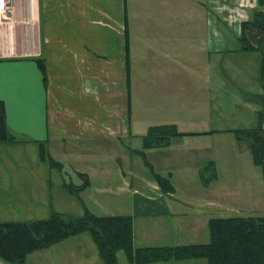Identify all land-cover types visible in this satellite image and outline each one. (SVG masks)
Returning a JSON list of instances; mask_svg holds the SVG:
<instances>
[{
	"label": "rangeland",
	"instance_id": "rangeland-1",
	"mask_svg": "<svg viewBox=\"0 0 264 264\" xmlns=\"http://www.w3.org/2000/svg\"><path fill=\"white\" fill-rule=\"evenodd\" d=\"M8 4L11 7L9 17L0 23L9 20L15 6L18 7L15 15L20 14L21 24L15 22L14 27L19 29L18 39L27 40L26 31L24 33L27 13L21 14L27 12L26 0H8ZM19 5L23 6L20 8ZM130 5L134 58L131 115L133 134L136 136L133 135L130 144L133 156L128 153V157L123 159V168L128 173L140 164L148 179L158 184L155 172L144 163L147 152L142 147L144 136L152 127L172 125L178 132L186 134L207 133V137H198L218 143L213 145L218 149L216 178L212 170L205 174L212 176L204 180L201 177L173 179L178 195L174 201L169 199L172 205H169L168 211L150 203L146 209L136 205L138 208L135 210L133 200L136 195L129 194V189H138L144 195L158 193L153 187L145 183L142 185L139 179L128 178L127 182L132 187L123 188L126 182L116 173L109 179L114 188L105 192L96 189L102 180L95 179L93 188L82 193L81 202L63 182L67 180L75 186L82 184L72 168V165L78 166L76 160L79 156L67 155L61 161L60 156L64 155L56 149L53 155L64 165V169L59 170L51 167L48 160H42L38 143L34 151L0 149L4 158H23L22 163L0 158V222L45 219L52 210L83 215L86 206L99 216L132 215L134 246L141 248L208 243L210 232L207 221L211 216H264V176L262 168L255 164L244 134L246 129L256 125L257 112L261 109L258 96L264 93L261 79L263 52L244 50L240 41L242 21L252 18L255 11L264 12V4L260 0H131ZM3 37V42H7V36ZM239 142L245 143L242 152L239 151L242 147ZM6 146L14 144H0V148ZM109 152L104 149L102 159ZM135 153L140 156L138 160L134 157ZM33 155L38 157L37 162L32 161ZM104 161H107L110 174L112 170L117 172L121 166L119 161L113 164L109 162L111 159ZM83 164L89 167L86 163L80 166L83 167ZM36 171H44L42 188L32 175ZM51 181L53 184L50 186ZM183 197L195 201L207 198L215 201L213 205L218 207H203L200 211V208L195 209L182 201ZM218 203L224 205L219 208ZM144 212L148 213L142 214ZM62 241L33 252L53 249ZM92 242L96 245L94 239ZM72 248L74 255L70 259L73 262L64 263L65 257L60 256L59 251L52 252L58 257L57 262L61 261L58 264H106L98 248L99 260L85 246L77 250ZM47 256L51 258L52 254L38 253L33 263L42 264ZM25 260L9 263L30 264ZM116 262L173 264V261L132 263L124 249L116 252Z\"/></svg>",
	"mask_w": 264,
	"mask_h": 264
},
{
	"label": "crops",
	"instance_id": "crops-1",
	"mask_svg": "<svg viewBox=\"0 0 264 264\" xmlns=\"http://www.w3.org/2000/svg\"><path fill=\"white\" fill-rule=\"evenodd\" d=\"M130 2L131 0H26L27 12L21 14L27 13L28 22L24 29L27 40L25 38L22 41L18 39L19 29L14 27L15 22L21 24L20 14L15 15L18 9L15 6L9 20L0 23V99L6 104L8 129L21 141L0 149L34 151L36 143L44 142L53 158H56L53 155L56 149L64 155L60 156L61 161L67 155L79 156L76 160L78 166L72 165V168L76 173L86 174L90 180V185L81 192V196L93 188L95 179L102 180L101 185L96 187L99 191L114 188L109 179L117 173L126 182L123 188L132 187L127 182L131 178L139 179L142 185L145 183L153 187L154 192H158L157 195H144L138 189H129V194L136 195L133 200L135 210L138 208L136 205H142L146 209L150 203L168 211L171 204L169 199L174 201L178 195L173 179L184 177L191 180L201 177L204 180L212 176L210 173L205 175L213 172L212 170L216 178L218 149L213 145L218 143L201 138L207 137V133H191L174 136L167 144L145 148L151 169L170 178L175 188L172 192H164L158 184L150 181L140 164L128 173L123 168V159L128 157V153L133 156L130 144L134 135L131 115L134 58ZM22 6L19 5L20 8ZM3 36H7V42H3ZM39 59L44 61L45 71L39 67ZM239 143H242L239 148L242 152L245 143ZM116 147L119 148L115 150ZM104 149L111 151L104 155L105 159H111L109 162L112 164L120 162L117 172L112 170V174L109 173L107 161L101 156ZM135 154L134 157L138 160L140 156ZM0 158L12 159L16 163H22L23 159L20 156L4 158L1 155ZM37 160L38 157L35 156L32 161ZM82 163L89 167L84 164L83 167L80 166ZM32 175L42 188L45 182L44 171H36ZM76 176L77 179L80 178ZM52 184L51 181L50 186ZM182 201L195 209L200 208V211L203 207H218L213 205L215 201L203 197L200 201L183 197ZM218 205L221 208L224 204ZM213 217L226 216H211L208 221ZM92 241L91 233L86 231L67 238L53 249L29 253L25 262L34 264L33 260L38 253H50L51 258L45 257L42 264L61 263L60 260L57 262L58 257L52 253L54 251H59L60 256L65 257L64 263L71 262L70 258L74 255L72 247L77 250L81 246H85L99 260V249ZM169 261H173V264H209L205 258L167 260Z\"/></svg>",
	"mask_w": 264,
	"mask_h": 264
},
{
	"label": "trees",
	"instance_id": "trees-1",
	"mask_svg": "<svg viewBox=\"0 0 264 264\" xmlns=\"http://www.w3.org/2000/svg\"><path fill=\"white\" fill-rule=\"evenodd\" d=\"M260 3L264 4V1L260 0ZM240 41L244 50H262L261 79L264 87V12L255 11L252 18L242 21ZM38 63L45 71L44 61L39 59ZM258 98L261 109L257 112V123L246 129L244 134L255 164L262 168L264 176V93ZM185 134L178 132L172 125L155 126L144 136L143 147L167 144L172 137ZM20 141L8 129L6 104L0 99V144ZM39 151L42 160H48L51 167L64 169L63 163L50 155L44 142L39 143ZM144 160L151 166L146 156ZM77 174L82 180L80 186L67 180H64V184L71 194L83 202L81 192L90 185V180L84 173ZM155 175L164 192L175 190L170 178L156 172ZM84 208L85 213L80 216L52 210L45 219L0 222V264L23 262L33 251L86 231L91 233L106 264H117L116 252L120 249L126 251L132 263L205 258L209 264H264V216L210 218L209 243L137 248L134 246L132 215L99 216L88 207Z\"/></svg>",
	"mask_w": 264,
	"mask_h": 264
},
{
	"label": "built area",
	"instance_id": "built-area-1",
	"mask_svg": "<svg viewBox=\"0 0 264 264\" xmlns=\"http://www.w3.org/2000/svg\"><path fill=\"white\" fill-rule=\"evenodd\" d=\"M10 8L8 0H0V22L9 17Z\"/></svg>",
	"mask_w": 264,
	"mask_h": 264
}]
</instances>
